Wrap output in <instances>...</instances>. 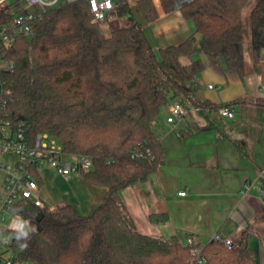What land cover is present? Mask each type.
Returning <instances> with one entry per match:
<instances>
[{
	"label": "trees",
	"instance_id": "1",
	"mask_svg": "<svg viewBox=\"0 0 264 264\" xmlns=\"http://www.w3.org/2000/svg\"><path fill=\"white\" fill-rule=\"evenodd\" d=\"M251 0H193L181 7L201 36L198 46L189 39L178 45L153 49L140 24L116 29L104 37L93 22L86 0L65 2L45 9L28 22V35L14 33V42L0 47V59L12 63L0 80L9 99L0 118L13 125L24 123L32 135L47 133L66 155L88 159L89 170H77L87 184L105 189L102 202L86 215L69 204L50 211L27 201L17 207L29 220V238L17 241L10 233L14 258L26 264H256L244 235L233 249L211 240L188 246L176 236L152 237L140 233L121 193L147 182L164 164V150L153 122L174 100L191 105L174 127L180 141L204 130L217 143H230L242 160L249 159L247 142L234 139L235 123L217 114L219 107H238L245 119L246 98L214 105L196 98L195 79L203 71V54L223 62L226 69L247 76L243 11ZM147 22L157 18L148 0L140 3ZM129 13L118 7L117 15ZM254 64L264 50V0H255L247 14ZM14 17L0 10V27ZM255 71V69H254ZM256 112L264 113V100L255 99ZM203 124L200 125L199 123ZM264 134V132H261ZM264 141V136H262ZM148 150V153L145 151ZM142 151L143 157H132ZM40 184V177H37ZM264 190V177L261 179ZM151 224L169 220L167 212L151 213ZM26 243V248L20 244ZM196 249L198 255H192Z\"/></svg>",
	"mask_w": 264,
	"mask_h": 264
},
{
	"label": "crops",
	"instance_id": "2",
	"mask_svg": "<svg viewBox=\"0 0 264 264\" xmlns=\"http://www.w3.org/2000/svg\"><path fill=\"white\" fill-rule=\"evenodd\" d=\"M112 1L117 4V0ZM142 1L145 0H121L113 12L105 15L100 28L102 35L109 37L112 31L137 22L155 50L189 39L195 46L199 45L201 36L194 31L193 23L183 17L181 0H148L157 14L152 22H147L143 15ZM122 5L128 7L129 13L120 17L117 10ZM19 13L34 12L25 8ZM183 59L185 64L199 59L204 68L201 79L215 84L212 89L208 88L211 84L200 89L199 80L195 79L199 101L222 105L243 97L247 99L245 119H237L238 107H234L232 121L236 126L232 136L247 142L250 157L242 160L232 144L217 143L210 130L180 141L175 126L166 121L170 102L153 122L155 136L163 146L164 164L147 182L124 190L122 199L142 234L162 238L176 236L182 242L188 236L199 245L209 243L214 235L237 244L245 235L255 263L264 264V198L261 195L264 113L258 116L253 102L264 100V50L259 62L254 64L248 38L244 60L249 73L244 80L236 72L227 70L223 62L203 54ZM213 91L219 94L210 95ZM244 185H248L249 190L242 193ZM181 192L185 195L179 196ZM104 193V188L87 184L77 174L61 176L49 168L40 170L39 196L49 209L69 204L79 214L86 215L102 202ZM159 212L168 213V222L151 224L149 214Z\"/></svg>",
	"mask_w": 264,
	"mask_h": 264
},
{
	"label": "built area",
	"instance_id": "3",
	"mask_svg": "<svg viewBox=\"0 0 264 264\" xmlns=\"http://www.w3.org/2000/svg\"><path fill=\"white\" fill-rule=\"evenodd\" d=\"M7 0H0V5ZM23 2L26 8L39 6L44 11L53 7L58 0H17ZM76 0H66L72 2ZM89 4L93 22L100 28L104 22V17L115 10L121 0L114 4L112 0H86ZM193 0H181L182 5ZM35 13H25L14 17L8 27H0V47H8L14 42V33L28 35L30 27L28 22L34 19ZM11 62L0 59V73L2 71H12ZM212 89V86H208ZM264 90V86H262ZM9 99V92L4 89L0 80V109H4ZM188 111H196L194 107L182 104L179 100H174L169 105V116L167 123L176 126ZM234 108L222 106L217 110L219 117L225 120L234 118ZM148 153V150L145 151ZM132 157H143L142 151H133ZM3 158L8 159L5 161ZM92 163L88 159L77 156L66 155L62 146L55 138L47 133L32 135L28 127L21 123L13 125L8 119L0 118V264H26L16 260L11 252L10 233L18 232L29 225V220L18 213L17 207L27 201L42 208L43 202L39 196V184L37 177H40L42 168L54 170L58 175L67 176L76 174L77 170L87 171ZM264 177V176H262ZM262 189V188H261ZM249 190L248 185H244L242 193ZM179 196H184L181 192ZM264 198V190H262ZM54 211L55 208L49 209ZM7 221V223H5ZM223 244L227 249H233L236 245L230 239H221L217 235L212 237ZM188 246L193 245V241L188 238L185 241ZM192 255H198L196 249L191 250ZM196 264H203L201 258L196 259Z\"/></svg>",
	"mask_w": 264,
	"mask_h": 264
},
{
	"label": "rangeland",
	"instance_id": "4",
	"mask_svg": "<svg viewBox=\"0 0 264 264\" xmlns=\"http://www.w3.org/2000/svg\"><path fill=\"white\" fill-rule=\"evenodd\" d=\"M65 2H66V0H58L55 3L54 6H60V5L64 4ZM254 2H255V0H251V2L249 3V5L243 11V18H244V25H245L244 26V28H245L244 44L245 45H246V42H247V40L249 38L248 25H247V16H248L247 14H248L249 9L253 6ZM25 8H26V5L23 2H19L17 0H7L6 2H4L3 4L0 5V10L6 11L8 13H13L14 16H19L20 15L19 11L20 12H21V10L24 11ZM29 11H33L36 14H40L42 12V10L39 8V6H33V7L29 8ZM181 62L183 64H185L186 60L183 59V60H181ZM203 70H204V68H203ZM201 73L196 78V79L199 80L200 89L206 87L208 84H211V86H215V84L213 82H207L206 81V83H205V81H203L201 79V75H202ZM209 94L210 95H213V96H217L219 93L217 91H213V92H211ZM220 102H222V101H220ZM3 159L5 161L8 160L6 158H3ZM121 196H123V193H121ZM5 223H7V221Z\"/></svg>",
	"mask_w": 264,
	"mask_h": 264
},
{
	"label": "clouds",
	"instance_id": "5",
	"mask_svg": "<svg viewBox=\"0 0 264 264\" xmlns=\"http://www.w3.org/2000/svg\"><path fill=\"white\" fill-rule=\"evenodd\" d=\"M35 229L34 228H30L29 230L25 231L23 228H21L18 232H17V235H16V239L17 241H26L28 238H29V233L30 232H34ZM20 247L21 248H26L27 247V244L26 243H21L20 244Z\"/></svg>",
	"mask_w": 264,
	"mask_h": 264
}]
</instances>
